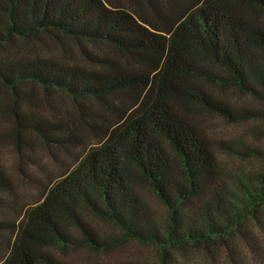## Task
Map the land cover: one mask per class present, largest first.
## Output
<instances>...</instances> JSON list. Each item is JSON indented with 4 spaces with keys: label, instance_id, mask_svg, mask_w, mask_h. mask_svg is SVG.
I'll return each instance as SVG.
<instances>
[{
    "label": "trees",
    "instance_id": "1",
    "mask_svg": "<svg viewBox=\"0 0 264 264\" xmlns=\"http://www.w3.org/2000/svg\"><path fill=\"white\" fill-rule=\"evenodd\" d=\"M200 79L231 86L263 110L238 116L208 97ZM0 90L17 149L22 135L66 152L80 141L66 120L40 113L54 91L92 138L17 223L0 220V264H70L46 248L107 252L122 241L152 246L140 264H185L189 248L208 256L218 248L231 264L244 249L264 262V246L252 238V229L264 230V0H0ZM192 102L260 122L259 144L236 151L258 161L246 181L220 172L182 111ZM135 185L156 199L162 220ZM10 186L0 171V207L17 211L3 197ZM82 212L119 235L100 236Z\"/></svg>",
    "mask_w": 264,
    "mask_h": 264
},
{
    "label": "rangeland",
    "instance_id": "2",
    "mask_svg": "<svg viewBox=\"0 0 264 264\" xmlns=\"http://www.w3.org/2000/svg\"><path fill=\"white\" fill-rule=\"evenodd\" d=\"M128 1L131 0H118L120 4H125ZM142 6L148 14L152 15L150 13L152 10L147 3ZM206 68L213 73L217 71L211 66H206ZM197 82L208 97L221 104H226L228 109L238 116L243 115L246 110L254 109L259 112L263 110L260 101L239 93L231 86L216 85L204 79ZM6 101L7 95L0 90V171L8 176L11 183V188H9L11 195L3 197H9L7 202L12 199L16 200V203L21 207L17 208L18 212L0 207V220L17 223L19 212L30 209L40 202L38 199H40L44 188L57 181L63 172L70 170L75 165V158L79 157L83 144L89 145L92 138L86 125L79 119L72 102L63 93L54 91L49 96L48 102L41 101L42 103L39 104L40 113L47 116L56 115L66 120V125L72 129V136L80 141L69 152H66L62 149L50 148L34 137L22 135L21 147L17 149L14 144L16 131L4 106ZM182 111L209 144L219 170L228 182L246 181L252 172H257L258 161L244 160L237 152H245L247 147L259 144V135L256 132L260 127L258 120H254L255 118L229 120L208 110L207 105L202 102L187 104L185 108H182ZM135 191L149 211L162 220L163 210L152 194L142 185H135ZM82 216L100 236L116 237L119 235V231L114 225L104 222L100 217L87 212H82ZM63 222L66 224L65 221ZM69 231L75 238L79 235L78 232H74L72 227H69ZM6 234L9 236L8 233ZM262 237L264 238L263 229L260 231L252 229L254 241L264 246ZM46 249L56 259L70 264H140L144 258L153 257L152 246L133 241L119 242L115 249L107 252L90 250L82 245H77L74 248L49 246ZM219 253L218 248L211 256L198 249L189 248L188 256L182 259V262L185 264H231L229 261H225ZM237 254V264H264L262 260H251L247 250L239 249Z\"/></svg>",
    "mask_w": 264,
    "mask_h": 264
}]
</instances>
